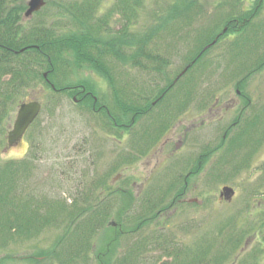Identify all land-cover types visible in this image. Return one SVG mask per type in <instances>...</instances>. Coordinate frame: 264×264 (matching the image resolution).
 Here are the masks:
<instances>
[{
	"label": "rangeland",
	"instance_id": "1",
	"mask_svg": "<svg viewBox=\"0 0 264 264\" xmlns=\"http://www.w3.org/2000/svg\"><path fill=\"white\" fill-rule=\"evenodd\" d=\"M28 1L10 0L22 7L24 30L45 28L95 38L99 48L100 43L111 46L118 60L109 53L105 57L113 85L103 71L87 66L53 78L58 84L90 81V90H78L97 97L95 110L73 100L79 95L54 93L41 80L15 90L4 101L8 113L0 122V169L6 174L0 176V201L19 210L36 204L44 217L46 209L54 213L33 234L21 231L5 237L1 232L0 264H118L128 253L129 241L138 243V235L117 237L119 229L108 227L112 219L122 230L130 225L118 218L119 208L127 203L121 193L131 191L133 212L141 211L144 192L150 198L147 206L162 197L160 207H167L183 190L187 171L194 174L184 189L198 204H176L175 216L159 220L164 229H144L158 238L151 245L143 243L131 263L168 259L177 264L173 248L193 249L203 242L207 264H264V0H44L38 11L25 16ZM241 16L251 17L246 26ZM117 45L131 47V52L117 51ZM148 54L155 56L153 61ZM173 81L149 115L129 130L112 129L104 110L96 112L103 106L117 114L116 100L147 107ZM236 87L244 94L242 100ZM227 98L240 100L237 110L208 114L215 99L227 104ZM30 99L41 103V111L21 140L6 147L18 105ZM247 100L242 125L232 127L223 139V126L237 120ZM255 114L259 118L252 123ZM191 123L195 127L186 141L169 155L171 149L162 148L161 142L183 136ZM224 186L234 190L230 199L220 195ZM102 204H108L109 214L90 235L89 211L100 210ZM5 206L0 207V213L7 211L3 217L16 213ZM77 222L84 229L77 235L87 238L80 241L72 235L66 245L65 240L57 243ZM87 240L88 248H81ZM86 251L90 256L85 259ZM96 253L108 261L97 262Z\"/></svg>",
	"mask_w": 264,
	"mask_h": 264
},
{
	"label": "trees",
	"instance_id": "2",
	"mask_svg": "<svg viewBox=\"0 0 264 264\" xmlns=\"http://www.w3.org/2000/svg\"><path fill=\"white\" fill-rule=\"evenodd\" d=\"M21 9V6L12 5L10 0H0V122L5 114L8 113L6 106L4 105V101L8 99L12 93L15 92V90L19 91L21 87H26L30 82H35L36 80H41L45 85L49 86L54 93H73L74 95H79L80 101H85L86 103L91 104L92 108H95L98 104L97 97L91 95L89 92L78 90L80 86H83L82 88L84 89L91 87L90 81L80 80L77 82L58 84L53 80V78L56 77L57 73L66 74L69 72L70 74H73L77 67H81L80 69H83L84 66H87L97 72L103 71L108 76L110 84L113 85V76L106 64L105 57L109 53V55L112 54V56L117 59L118 54H116V52L111 46L109 47V45H103L100 43L99 48L98 43L94 41L95 38L89 39L87 36L82 34L76 35L74 32L68 34L54 33L52 30L45 28L24 30V27L20 24ZM229 22L235 24V20H231ZM246 24L247 23H244L243 26H246ZM123 48H127L129 52H131V47L126 45H117L115 50L118 51V49L121 50ZM21 49L22 51H20ZM202 53L203 52H201V55ZM139 54L140 53L137 54V57ZM63 56L67 59L62 60ZM148 56L151 57V61L154 60L155 56H151L149 54ZM134 58L136 59L135 55ZM134 58L132 59L134 60ZM196 60L197 59H194V61ZM160 62L165 64V62L163 63L161 59ZM153 69H156L157 71L160 70L156 66L153 67ZM44 72H47L48 82H46L43 77ZM50 84H53V87H51ZM115 103L119 108L117 109L116 106L117 114H139L141 112L140 110H142L141 105L136 102L132 103L131 101L123 102L121 100H116ZM103 108L106 107H99L96 112L104 110L105 114H107L106 110ZM109 113L115 114L111 112ZM108 119L109 118H107V123L111 127L112 124ZM118 119L119 118L117 117L116 121H119ZM4 174L6 173L0 169V176ZM118 191L119 190L114 191L113 194H116ZM0 200L2 201L1 195ZM1 201L0 207L2 205H6L10 209H14L16 211V213H14L11 217H3L1 215V213H7L6 209L0 213V223H2L0 233L3 232L2 235L5 237H7L6 234L14 235L15 232L21 231L24 232V234H33L39 230L37 228H40L44 222L50 221L53 217V215H50L53 212L52 208L44 211V213L48 215L47 217H44L40 216V209L36 204L31 207H29L28 204H25L24 208L19 210L17 206H14V204H9L8 201ZM27 209H30L29 212H27ZM107 211L108 204H102L100 210L95 209L94 212L89 211L87 219L90 229L88 227L87 229L89 230L86 229L88 234L91 235L98 226L105 223L107 215L109 214ZM82 224L83 223L81 222H77L73 225V228L69 227L66 231L65 237L63 238L62 236L57 243L65 240L66 245V242L69 241V238H72V235L76 240L80 241L87 238L81 233L77 235L78 231L84 230L80 229ZM241 235L242 233L238 236L241 237ZM108 242H110V240ZM85 244L88 248V240L84 243H80V245H82L81 248H83ZM202 245L203 242H198L195 244L196 248L193 249L187 246L175 248V250L173 248V255L177 260V264H204L205 261L207 264L208 260L206 259L204 261L206 258V252ZM235 246L236 245H234L233 248H235ZM200 249H202V251H200ZM88 251H91V249ZM88 256H90V254L88 255L87 251L83 253V257L85 259ZM94 257L97 262L99 260L101 262L108 261L105 260V258L101 259L102 257L99 253H96ZM108 264H110V262H108ZM118 264H132L131 257L130 259L125 256L122 257L118 261Z\"/></svg>",
	"mask_w": 264,
	"mask_h": 264
},
{
	"label": "flooded vegetation",
	"instance_id": "3",
	"mask_svg": "<svg viewBox=\"0 0 264 264\" xmlns=\"http://www.w3.org/2000/svg\"><path fill=\"white\" fill-rule=\"evenodd\" d=\"M242 20H241V25H243L244 23H248L250 20V16L249 19H247V17L245 16H241ZM235 24H238V20H235ZM227 27H225L223 29V32H225ZM220 35V34H218ZM218 35L215 36L214 38V42H216L217 38L219 37ZM214 42L208 44L206 47H209V45L214 44ZM190 66V65H189ZM188 70V66L185 69L184 73ZM183 73V74H184ZM182 74V75H183ZM181 75V76H182ZM45 79V78H44ZM46 82H48L49 80L45 79ZM175 81V80H174ZM172 82L169 86H167L163 92L161 93V95L157 98L154 99L153 101H150V105L149 106H145L143 104V106L141 105V112L139 114H110L109 111H107L106 108H103L106 110L107 112V118H109L108 120L111 122V127L112 129H125V130H129L134 124H136L137 122L141 121L144 117H146V115H149V111L152 109V107L154 105H156L158 102H160L163 97L165 96V94L173 87L175 82ZM238 87V84H237ZM236 87V96L238 99H241L244 97V94H242ZM93 97V96H91ZM95 99V98H94ZM93 99V100H94ZM238 99L236 100H232V98H227L226 100L228 101V103L226 104V101L219 103V101H217L215 99V102L213 103V105L211 106V108H208L209 110L207 111L208 114H222L224 112V109L228 110H237L238 106L240 105V100L238 101ZM32 100V99H30ZM28 100V101H30ZM73 100L75 101H80L76 99V96L73 98ZM95 101V100H94ZM248 103L250 104V100H247V103L245 105L241 104V108L239 109V116L237 117V120H234L233 122H230L229 125L227 126H223L226 127L223 130V136L222 138L224 139L226 134L228 133V130H230L232 127H237V126H241L242 125V120H241V113L243 112V110L247 107ZM94 109V107H93ZM119 118V121H116V118ZM259 118V115L255 114L252 120V123L255 121L257 122ZM220 119V118H219ZM149 120V119H148ZM109 122V123H110ZM203 122L201 121L200 124H202ZM195 127L194 124H189V126L186 125V127L183 129V136H176V138L174 139L173 137H167L164 141H162V148L164 146L169 147L170 154L169 155H174L175 152L178 150L179 146L182 145V143H184L186 141V134L188 133V131ZM168 131V130H166ZM164 131V132H166ZM245 131V129L240 130L239 133ZM163 132V133H164ZM169 132V131H168ZM167 133V132H166ZM238 133V134H239ZM244 134V133H243ZM161 148V149H162ZM205 155V154H203ZM203 155H200V160L199 162L202 161ZM160 161L159 159H156L155 162ZM192 174H194V171H187L186 174L183 177V184H184V188H187V186L189 185V180L192 179ZM180 176V175H179ZM176 179H178V177H176ZM181 190L180 192H177L173 197L172 200L170 201L169 206L167 207H160V205L162 204V197H156L155 201L152 202L151 205L147 206L148 201H150V198L148 199L146 197V195H144L140 198L142 199V201H139V207L141 208V211H136L133 212L132 210H135V206H132L133 204H135L133 197L131 196V191L130 190H125L121 193V195H123V198L126 199L127 203H125L124 208H119L121 212V214H119V217L114 213V215H116L118 218L124 219L125 221H127L130 225H127L126 229L122 230L120 229V222L115 221L114 219H112L111 221L108 222V226L109 228H112V231H116L118 230V236L117 237H122V236H126L128 238L134 236V235H138L137 239H138V243H131L129 241L128 246H126V249L129 248L128 253L125 255V257H128V259H130V257L132 258L133 256L136 258V255H138L139 253H137L138 251L141 252L142 250V245L144 243V245H148L156 240L158 238V234H153L154 236H148V232L146 233V230L144 229H148V230H156L157 229H164V227L162 226L163 222H159V220L165 218V220L167 221L170 217H172L173 215L175 216L176 213H174L175 210L178 209V207L176 206V204H193V203H197L198 204V200L194 197H189L188 198V194L189 192H187L186 189ZM139 190L136 192V195H138ZM137 199V196H136ZM148 200V201H147ZM147 202V203H146ZM175 205V206H172ZM118 210V209H117ZM180 210L184 211V208H181ZM133 212V213H132ZM121 221V220H120ZM123 225V223H122ZM128 226H130V228H128ZM148 226H153V229L149 228ZM115 235V233H114ZM113 240V239H112ZM111 240V242H113ZM134 241V240H132ZM115 242V241H114ZM156 244V243H155ZM118 245V242L117 244ZM124 257V256H123ZM122 258V257H121ZM163 261H168V264L170 263L171 260H163ZM161 261V262H163ZM160 262V263H161ZM159 263V264H160Z\"/></svg>",
	"mask_w": 264,
	"mask_h": 264
},
{
	"label": "water",
	"instance_id": "4",
	"mask_svg": "<svg viewBox=\"0 0 264 264\" xmlns=\"http://www.w3.org/2000/svg\"><path fill=\"white\" fill-rule=\"evenodd\" d=\"M44 4V0H29L24 15H31L33 12L38 11ZM43 77L46 79L47 72L43 73ZM50 86L53 87V84H50ZM41 108V103L36 99L24 101L18 105L12 127L6 133V147L14 146L21 140L25 131L39 115ZM233 194L234 190L228 186L222 187L220 192V195L226 199H230ZM160 264H168V261H163Z\"/></svg>",
	"mask_w": 264,
	"mask_h": 264
}]
</instances>
